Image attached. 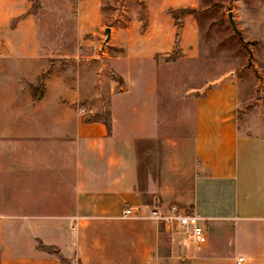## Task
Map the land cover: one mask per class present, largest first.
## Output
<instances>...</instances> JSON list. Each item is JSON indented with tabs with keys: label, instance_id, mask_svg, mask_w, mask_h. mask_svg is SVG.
I'll return each mask as SVG.
<instances>
[{
	"label": "crops",
	"instance_id": "0c3cea01",
	"mask_svg": "<svg viewBox=\"0 0 264 264\" xmlns=\"http://www.w3.org/2000/svg\"><path fill=\"white\" fill-rule=\"evenodd\" d=\"M121 76L128 90L112 97V136L102 123L61 117L66 107L38 106L45 137L22 140L32 155L18 169L12 143L0 137V264H62L40 242L82 264H264V131L243 124L237 82L229 77L195 97L183 120L189 132L174 140L160 135L173 110L160 107L157 76L142 87ZM140 87L122 122L115 99ZM11 110L3 111L6 135ZM56 124L64 147L73 146L67 159L56 154ZM41 145L52 147L49 158ZM179 186L191 187L188 210L203 218L201 244L154 219L122 217L126 207L144 215L173 207L166 194Z\"/></svg>",
	"mask_w": 264,
	"mask_h": 264
},
{
	"label": "rangeland",
	"instance_id": "374dc122",
	"mask_svg": "<svg viewBox=\"0 0 264 264\" xmlns=\"http://www.w3.org/2000/svg\"><path fill=\"white\" fill-rule=\"evenodd\" d=\"M120 72L142 80L141 87L157 76L160 107L173 110V125L161 136L184 138L193 99L229 77L238 84L243 124L264 131V0H0V126L4 108H12L6 121L12 130L0 137L12 143L15 169L32 155L22 140L45 137L38 106L66 107L61 117L70 113L86 122L110 111L112 97L128 90ZM141 87L115 99L122 122L124 107L138 102ZM142 96L143 105L152 99ZM25 115L31 123L22 121ZM61 129L56 124V154L65 151L67 159L73 146L64 147ZM49 147L40 146L46 158ZM184 188L174 187L166 197L189 211L191 187Z\"/></svg>",
	"mask_w": 264,
	"mask_h": 264
},
{
	"label": "built area",
	"instance_id": "2783aa9c",
	"mask_svg": "<svg viewBox=\"0 0 264 264\" xmlns=\"http://www.w3.org/2000/svg\"><path fill=\"white\" fill-rule=\"evenodd\" d=\"M123 218H149L158 221L172 233L183 231L194 243L201 244L205 240V227L203 218L194 211H182L177 207L166 210L154 208L144 215L140 209L126 207L122 213ZM243 259L240 258L239 261Z\"/></svg>",
	"mask_w": 264,
	"mask_h": 264
},
{
	"label": "trees",
	"instance_id": "16d2710c",
	"mask_svg": "<svg viewBox=\"0 0 264 264\" xmlns=\"http://www.w3.org/2000/svg\"><path fill=\"white\" fill-rule=\"evenodd\" d=\"M177 42V41H176ZM176 47L179 49L177 43ZM175 57L169 59V61H173ZM86 122H99L105 125L107 130V135L112 136V115L109 110H104L102 112L96 113L91 119L87 120ZM38 248L48 254L56 256L62 264H74L71 260L66 258L59 248L56 246H48L43 244L42 242L39 243ZM76 264H82L80 260L76 261Z\"/></svg>",
	"mask_w": 264,
	"mask_h": 264
},
{
	"label": "water",
	"instance_id": "95a60500",
	"mask_svg": "<svg viewBox=\"0 0 264 264\" xmlns=\"http://www.w3.org/2000/svg\"><path fill=\"white\" fill-rule=\"evenodd\" d=\"M229 19H230V22L232 24V27L233 29L236 31V25H235V22H234V19H233V15H232V12H229ZM106 38H105V43H108L110 41V38H111V27H107L106 28Z\"/></svg>",
	"mask_w": 264,
	"mask_h": 264
}]
</instances>
